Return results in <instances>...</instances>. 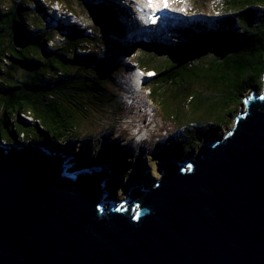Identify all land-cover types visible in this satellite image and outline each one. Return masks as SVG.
<instances>
[{"label": "water", "instance_id": "95a60500", "mask_svg": "<svg viewBox=\"0 0 264 264\" xmlns=\"http://www.w3.org/2000/svg\"><path fill=\"white\" fill-rule=\"evenodd\" d=\"M263 89L233 127L162 176L106 189L128 174L78 162L42 139H0V264H264ZM192 151V150H191Z\"/></svg>", "mask_w": 264, "mask_h": 264}, {"label": "trees", "instance_id": "16d2710c", "mask_svg": "<svg viewBox=\"0 0 264 264\" xmlns=\"http://www.w3.org/2000/svg\"><path fill=\"white\" fill-rule=\"evenodd\" d=\"M45 1L48 3L45 8L52 13V5L60 0ZM91 1L99 12L98 20L102 25L98 31L100 36L84 33L74 22L67 25L69 22L56 20L61 23L56 26H63L65 33L59 38L62 41L59 43L50 29L51 14L47 15L43 9L44 15L40 18L36 15L39 9L33 10L35 14L31 15L20 1L11 5L7 0V8L1 0L0 129L2 126L6 129L9 139L1 130L0 139L6 142L47 139L52 144L63 145L61 140H72L78 136L80 126H96L94 115L123 110L120 105L110 104L115 95L105 85L124 65L114 54V47L105 44L102 38L109 34H125V31L120 26L114 7L101 0ZM204 1L214 3L212 8L216 14L224 11L217 15L218 19L212 26L209 27L208 22L199 24L198 19L191 26L172 27L175 35L169 45H158L146 38H137L133 42L144 53L135 55L132 60L142 69L154 71L147 84L150 97H158L161 110L177 130L175 137L178 141L173 149L167 148L164 155L196 149L203 139L213 134L217 136L219 129L235 123L244 100L255 89L257 93L263 89L264 0L183 2L184 6L191 7L201 6ZM65 9L72 14L68 8ZM25 10H28L26 14ZM103 11L107 12V20ZM61 17L68 21L65 10ZM90 39L106 47L103 51L98 47H83V43L88 44ZM48 42H52L49 50L46 48ZM80 48L83 52H75ZM39 52H45L47 56L42 60ZM157 56H162V60L158 61ZM166 86L173 87V92H164ZM52 124L64 127L63 131H59L58 135L50 134L49 128H55ZM109 126L118 128L117 123ZM162 142L157 141L155 147L160 148ZM98 145L94 142L88 147L94 150ZM155 147L152 149L155 150ZM96 150L101 155L100 151L104 149L99 147ZM133 150L137 155L142 152L139 147ZM103 152L106 153V148ZM106 189L112 194L116 192L110 180L106 182Z\"/></svg>", "mask_w": 264, "mask_h": 264}, {"label": "rangeland", "instance_id": "374dc122", "mask_svg": "<svg viewBox=\"0 0 264 264\" xmlns=\"http://www.w3.org/2000/svg\"><path fill=\"white\" fill-rule=\"evenodd\" d=\"M14 1H20L24 6H27L31 15L35 14L32 13L33 10L37 11L38 9L40 11H37L36 15L39 17L40 15H44L43 9L47 15L51 14V19L55 21V25L54 22L49 19L52 25L50 29H52V33H54V37L59 43L62 42L59 38L63 37L65 33L63 26L61 28L56 26L57 23L61 25V23L56 20L69 22L67 25L74 22V25L77 28H82L84 33L95 37L100 36L98 31L100 32L102 25L100 23L101 21L98 20L99 12L95 10L94 3H92L91 0H60L56 6L57 9H54L52 13L45 8V6L48 5L45 0H43V2L39 1V3H41L40 5H38L39 3L37 0H10L11 5ZM101 1L108 2L111 7L116 9L115 14L117 15L120 26L124 28L125 31V34H109L107 37L105 36L106 38H102V41L105 44L114 47V54L122 60L124 65L121 69L114 72V79L108 81L105 85V87L115 95L113 102L110 104L120 105L123 110L118 112L115 111L114 114L102 112L99 115H94L93 120L95 121L94 123L96 126H80L78 128L79 134H77L78 136L81 135L80 138L76 136L75 139L72 140H61L63 145L52 144L47 139H42V141L49 144L53 149L71 154L73 159L78 162V166H72L71 170L86 166L101 165L106 157L107 159H111V155L120 150L116 163L128 174L115 176V180H120V183L118 190H115L116 192L114 193V196L122 199L127 197L128 189L132 186L134 179L142 181L145 185H150L162 176L161 166L164 163L165 157L163 153L167 148H172L175 142L178 141L175 137L177 135V130L171 125L170 119H168L161 110V104L159 103L158 97L157 99H152L150 97V88L147 84L148 80L152 77L151 73L154 75V71L151 69V73L144 74L142 79L144 80L143 82H137V78L140 74L138 72H133V68L139 66L132 60V57H135V55H138L139 53H144V50L142 48H137L133 42H135L137 38H146L147 41L152 40L158 45H169L172 36L175 35L174 31L171 30L172 27L191 26L192 23H195L198 19L199 24L202 22H208V26L210 27L213 25V22L218 19L217 15L222 14L224 11H220L216 14L212 8L214 3H211L210 1H204L201 6L191 7L184 6L183 1L185 0ZM6 2L7 0H2L3 5H6ZM7 6L8 4L6 7ZM0 7L2 6L0 5ZM61 8L63 10H61ZM65 8H68L72 14H70ZM64 10L69 16L68 21L61 17ZM183 10L188 13H184ZM197 10L200 11L197 12ZM27 11H24L25 14ZM193 11H196L197 13H193ZM1 13L5 12L2 11ZM102 14L104 15L105 20H107V12L103 11ZM157 16L159 17L158 24L155 22L156 18L158 20ZM145 19L149 21L148 25H145ZM8 40L10 39L8 38ZM87 43L88 44L86 45L83 43V47H98L101 51L106 47L104 45H102L103 47L100 46L95 39H90ZM51 45L52 42H48L46 48L49 50ZM81 48L76 49L75 52H83ZM45 54V52H39V56L42 60L47 56ZM162 58V56H157L158 61L162 60ZM131 67L133 68L131 69ZM17 71L19 72V70ZM132 73H134L133 79L131 78ZM131 81L133 82V86H131ZM163 89L164 92L168 93H172L174 90L173 87L170 86H166ZM255 92H257L256 89ZM111 123H117L118 128H111L109 126ZM48 124L51 126V123ZM233 125L228 128L219 129V134L225 135ZM52 126L55 127L49 128L51 130L50 134L52 135H58V133H60L59 131H63L64 129V127L61 128L55 124H52ZM0 130L3 135H6V139H9L7 136L8 132L3 126ZM59 137L64 139V136L62 135ZM161 140L163 141V145L161 144L160 148L155 147L156 142ZM94 142H98L99 145L92 150L91 147L88 146L90 143ZM65 143L69 145L65 146ZM201 143H199V146ZM99 147L104 150L106 148V153L102 150L100 151L101 155H99L96 150ZM136 147H139L142 151L139 155L133 150V148L136 149ZM153 147L156 149H152ZM162 147H164L163 150L161 149ZM197 149L198 148L193 149L192 151L190 149L183 150L177 154H167V158L171 160V158L178 155V158L176 159H186L191 156V153L193 154V152H196ZM144 162L147 163L144 164Z\"/></svg>", "mask_w": 264, "mask_h": 264}, {"label": "clouds", "instance_id": "9594fccd", "mask_svg": "<svg viewBox=\"0 0 264 264\" xmlns=\"http://www.w3.org/2000/svg\"><path fill=\"white\" fill-rule=\"evenodd\" d=\"M136 70V72H138L140 75H139V77L137 78V82L139 83V81H141V82H143L144 80H142L143 79V76H144V74L146 73L145 72V69H142V68H137V69H135ZM137 70H139V71H141V72H139V71H137ZM151 76H153V75H151ZM151 76H149V77H151ZM132 79H133V76L131 77ZM133 84V82L131 81V85Z\"/></svg>", "mask_w": 264, "mask_h": 264}, {"label": "bare ground", "instance_id": "6f19581e", "mask_svg": "<svg viewBox=\"0 0 264 264\" xmlns=\"http://www.w3.org/2000/svg\"><path fill=\"white\" fill-rule=\"evenodd\" d=\"M145 25H148L149 24V21L147 19H145ZM146 28H148L147 26H145Z\"/></svg>", "mask_w": 264, "mask_h": 264}, {"label": "built area", "instance_id": "2783aa9c", "mask_svg": "<svg viewBox=\"0 0 264 264\" xmlns=\"http://www.w3.org/2000/svg\"><path fill=\"white\" fill-rule=\"evenodd\" d=\"M20 135H22V133H20Z\"/></svg>", "mask_w": 264, "mask_h": 264}]
</instances>
